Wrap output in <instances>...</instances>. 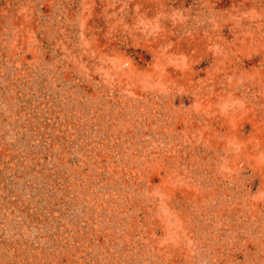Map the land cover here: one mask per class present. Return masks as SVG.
I'll return each instance as SVG.
<instances>
[{"label": "rangeland", "instance_id": "obj_1", "mask_svg": "<svg viewBox=\"0 0 264 264\" xmlns=\"http://www.w3.org/2000/svg\"><path fill=\"white\" fill-rule=\"evenodd\" d=\"M0 264H264V0H0Z\"/></svg>", "mask_w": 264, "mask_h": 264}]
</instances>
